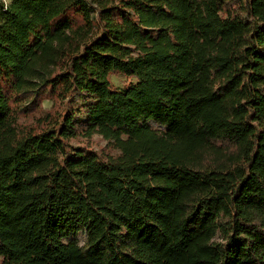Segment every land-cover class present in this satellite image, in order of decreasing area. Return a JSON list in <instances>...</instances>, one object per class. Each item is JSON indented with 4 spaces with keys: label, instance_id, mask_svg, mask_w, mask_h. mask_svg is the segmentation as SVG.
<instances>
[{
    "label": "trees",
    "instance_id": "trees-1",
    "mask_svg": "<svg viewBox=\"0 0 264 264\" xmlns=\"http://www.w3.org/2000/svg\"><path fill=\"white\" fill-rule=\"evenodd\" d=\"M0 264H264V0L0 3Z\"/></svg>",
    "mask_w": 264,
    "mask_h": 264
},
{
    "label": "rangeland",
    "instance_id": "rangeland-1",
    "mask_svg": "<svg viewBox=\"0 0 264 264\" xmlns=\"http://www.w3.org/2000/svg\"><path fill=\"white\" fill-rule=\"evenodd\" d=\"M110 81L112 83V85L116 88H123L126 86L127 84V80L124 76L119 75V74H112L110 76ZM133 81V80H130ZM82 97H76V103L77 105H80L82 103ZM53 106V102L52 101H48V100H44L41 104L40 109L34 113L33 115H30L28 117H21L19 119L20 123L23 124H32V125H36V119L39 118L40 116H43L46 112H48V110ZM72 146H78L80 145V142L78 140H74L71 142ZM90 148L97 152L99 155H101L102 157L105 156L106 154H113L115 153L112 149L109 148V146L107 145L106 141H104L101 137L95 135L92 137V140L89 142ZM79 241L82 242L83 237H78Z\"/></svg>",
    "mask_w": 264,
    "mask_h": 264
},
{
    "label": "built area",
    "instance_id": "built-area-1",
    "mask_svg": "<svg viewBox=\"0 0 264 264\" xmlns=\"http://www.w3.org/2000/svg\"><path fill=\"white\" fill-rule=\"evenodd\" d=\"M10 0H0V3L5 7Z\"/></svg>",
    "mask_w": 264,
    "mask_h": 264
}]
</instances>
